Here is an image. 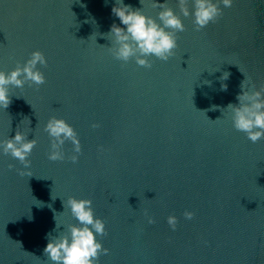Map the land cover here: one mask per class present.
<instances>
[{"label":"water","instance_id":"95a60500","mask_svg":"<svg viewBox=\"0 0 264 264\" xmlns=\"http://www.w3.org/2000/svg\"><path fill=\"white\" fill-rule=\"evenodd\" d=\"M165 2L179 15L177 0H123L154 19L161 9L151 5ZM115 6L0 0V71L35 51L47 60L38 65L46 83L10 87L12 102L0 109V141L17 130L37 140L28 169L0 149V264H52L47 235L77 225L63 208L69 197L91 200L105 222L108 235L97 240L109 255L98 264H264V139L249 141L226 110L246 77L256 90L264 84V0L221 4L223 16L201 31L181 16L173 55L148 57L150 69L110 53L111 25L124 27ZM52 117L78 134L77 163L70 142L64 161L48 159Z\"/></svg>","mask_w":264,"mask_h":264},{"label":"clouds","instance_id":"9594fccd","mask_svg":"<svg viewBox=\"0 0 264 264\" xmlns=\"http://www.w3.org/2000/svg\"><path fill=\"white\" fill-rule=\"evenodd\" d=\"M140 3L143 5V0H140ZM117 4L119 6L113 7L111 11L124 27H119L115 23L111 25L108 34L113 38V46L109 49L110 53L124 64L135 58L138 66L150 69L152 64L148 57L154 56L167 62L173 55L178 46L177 34L186 30L181 16L191 17L195 31H201L223 16L221 4L224 8H230L233 0H216V2L214 0H177L179 15L167 2L153 3L151 7L161 9L155 19L145 15L141 9L134 10L130 5H124L123 0H116ZM38 65L46 67L47 60L43 53L35 51L22 66L17 64L10 73L0 71V109H7L12 102L10 87L23 88L25 83L39 87L46 83L44 74L38 70ZM228 75L225 73L222 79L226 80ZM222 90L226 91L227 85H222ZM241 92L242 94L236 97L238 104L230 103L226 110L234 129L245 133L247 139L255 144L264 139V84L256 90L255 83L250 77H246L241 82ZM99 127V124L92 125L93 129ZM43 130L51 138L48 154L50 161H64L65 153L62 149L66 142H70L76 154L69 159L73 164L78 162L82 149L78 134L71 125L63 119L52 117ZM27 137L26 134L17 130L14 138L0 141L3 154L18 160L25 169L30 168L31 161L28 157L37 145L36 139L28 140ZM12 168L13 166L9 165V170ZM18 174L22 177H31L30 171L18 170ZM62 204L64 210H70L77 225L69 224L58 236H52L49 233L46 237L47 246L43 250L44 256L52 264H98L101 255H109V250L97 240L98 236L103 238L108 235L105 222L95 217L91 200L69 197L66 202L62 201ZM145 215L149 225L156 222L154 218L148 217L147 213ZM183 215L190 221L194 219L195 213L185 211ZM54 220L56 223L54 231H56L62 226L57 221L56 213H54ZM167 224L172 231H176L178 220L170 215L167 218Z\"/></svg>","mask_w":264,"mask_h":264}]
</instances>
